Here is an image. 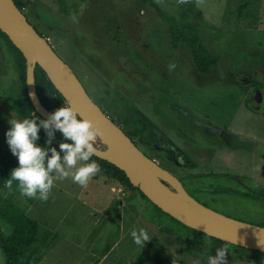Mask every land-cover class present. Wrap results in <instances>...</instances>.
Here are the masks:
<instances>
[{"label": "rangeland", "instance_id": "rangeland-1", "mask_svg": "<svg viewBox=\"0 0 264 264\" xmlns=\"http://www.w3.org/2000/svg\"><path fill=\"white\" fill-rule=\"evenodd\" d=\"M16 1L99 108L125 131L130 128L123 121L134 118L152 126L133 139L149 158L204 206L264 227V200L240 195L245 185L264 187V0H195L205 20L203 41L218 58L208 76L197 72L188 50L171 47L167 26L148 2L66 0L65 15L58 0ZM151 2L167 12L176 4ZM52 19L55 27L43 22ZM23 92L13 54L1 47L0 141L8 121L24 117L15 109ZM96 145L104 148L99 139ZM227 148L235 150L228 154ZM5 196L39 225L22 264H137L142 255L169 264H207L216 254L212 242L166 216L156 225L145 200L103 171L83 186L71 176L54 180L48 199L29 206L24 196ZM140 228L151 237L142 248L131 237ZM0 230L11 232L1 219ZM255 257L263 261L226 251V264H264L262 255Z\"/></svg>", "mask_w": 264, "mask_h": 264}, {"label": "water", "instance_id": "water-1", "mask_svg": "<svg viewBox=\"0 0 264 264\" xmlns=\"http://www.w3.org/2000/svg\"><path fill=\"white\" fill-rule=\"evenodd\" d=\"M0 32L21 53L26 63L25 85L36 114L47 118L52 112L40 101L35 87L38 66L66 105L89 119L102 135L94 157L124 172L153 205L185 227L237 247L264 253V227L245 223L216 212L193 198L181 181L145 155L91 99L70 66L28 22L13 0H0Z\"/></svg>", "mask_w": 264, "mask_h": 264}, {"label": "trees", "instance_id": "trees-1", "mask_svg": "<svg viewBox=\"0 0 264 264\" xmlns=\"http://www.w3.org/2000/svg\"><path fill=\"white\" fill-rule=\"evenodd\" d=\"M16 6L22 11V5L13 0ZM80 3H85L86 0H78ZM148 2L150 7L157 14L159 19L167 26L169 32L170 45L174 50L179 48H184L189 51L191 60L199 74L202 76H208L212 69L217 65L218 58L211 53L203 41L202 25L205 22L203 13L197 7L195 0H176L174 11L167 12L164 11L158 4L151 2L150 0H142V3ZM59 9L65 15L68 14V6L66 0H58ZM73 9L77 11V5H73ZM242 8L239 9V12ZM44 24L55 27L57 22L52 19L51 22L44 21ZM8 47L15 59L17 66V71L19 73L20 81L23 86V94L19 96L20 99L16 100V111L24 115V117L32 118V114H36L29 102L26 94L25 85V70L26 63L21 55V53L12 45L7 36L0 32V48ZM35 87L36 93L41 101V103L51 112H53L58 107L65 105V102L61 95L55 91L49 80L47 79L45 73L36 66L35 68ZM134 124L131 128L138 133H145L148 130V126L144 120L140 118L132 119ZM127 122V120H124ZM39 140L38 143L42 147H46L47 135L46 131L41 128L39 130ZM55 139L53 140L52 147H56L59 151V142L63 139L62 133L56 131L54 133ZM50 155V153H49ZM91 159L96 160L100 165L101 171L109 176L114 177L118 182L128 189H133L136 191L146 202L147 208L150 209L152 217V222L156 225H160L159 219L161 216H166L175 222L180 227L184 228L186 231L199 235L206 240L212 242L215 247L226 249L227 252L232 251L237 258L246 259L250 262L260 263L263 260H257L255 255H262L257 251L248 250L245 248L237 247L228 243L221 242L219 240L210 238L202 233L196 232L192 229L185 227L173 218L169 217L153 205L147 198L137 189L131 186L124 172L117 169L112 164L100 160L96 157ZM17 159L12 155L10 149L6 143L5 135L0 141V219L4 221L10 228V234H6L0 230V251L3 252L5 257V264H22V259L26 251L33 245L37 240L38 236V223L36 220L29 217L21 208H19L10 196H5V193L17 194L24 196L20 193L16 182L13 183L11 189L5 187L6 179L9 176L10 170L17 166ZM214 175V174H212ZM227 178H231L230 175H224ZM240 195L253 198L259 201L264 200V187H243ZM37 198H29L24 196V202L26 206L32 205ZM180 238V236H178ZM169 261L160 260L156 262V259L142 255L137 258V264H169Z\"/></svg>", "mask_w": 264, "mask_h": 264}, {"label": "clouds", "instance_id": "clouds-1", "mask_svg": "<svg viewBox=\"0 0 264 264\" xmlns=\"http://www.w3.org/2000/svg\"><path fill=\"white\" fill-rule=\"evenodd\" d=\"M8 123L6 143L18 163L10 170L5 187L11 189L16 182L22 195L43 201L48 199L54 180L71 176L83 186L101 171L100 165L91 158L97 153L96 142L102 133L91 120L80 117L70 104L58 107L47 118L33 113L32 118H11ZM41 128L46 131V147L38 143ZM56 131L63 138L59 151L51 146ZM131 237L140 248L151 240L145 228L133 230ZM258 243L264 244L261 239ZM193 264L201 262L195 259ZM207 264H226V249H216L214 256H208Z\"/></svg>", "mask_w": 264, "mask_h": 264}, {"label": "flooded vegetation", "instance_id": "flooded-vegetation-1", "mask_svg": "<svg viewBox=\"0 0 264 264\" xmlns=\"http://www.w3.org/2000/svg\"><path fill=\"white\" fill-rule=\"evenodd\" d=\"M103 107V106H102ZM100 109H101V107H100ZM104 109V108H103ZM103 109H101L102 111H104V113L106 114V112H105V110H103ZM107 115V114H106ZM108 116V115H107ZM112 121H114L117 125H118V123L114 120V119H112L110 116H108ZM141 119V118H140ZM141 120H143V119H141ZM124 123H125V125L127 126V127H129L130 128V130L129 131H125L120 125H118L123 131H124V133L131 139V141L138 147V145L135 143V141L133 140V139H138L139 137H142V136H144V134H149V132L150 131H152V126L149 124V123H147L146 122V124H147V126H148V130L145 132V133H138V134H136L135 133V131L131 128V126L134 124V121L133 120H130V121H127V122H125V121H123ZM139 148V147H138ZM169 149V152L173 155V156H175L176 155V153H175V150L173 149V148H171V147H168ZM140 149V148H139ZM141 150V149H140ZM142 151V150H141ZM143 152V151H142ZM144 153V152H143ZM145 154V153H144ZM146 155V154H145ZM186 162V164L187 165H190V162L187 160V161H185ZM214 175H216V174H218V173H213ZM174 175V174H173ZM201 175H212V174H201ZM234 178V177H233ZM180 180V179H179ZM243 187H245V188H247L248 186H243Z\"/></svg>", "mask_w": 264, "mask_h": 264}, {"label": "crops", "instance_id": "crops-1", "mask_svg": "<svg viewBox=\"0 0 264 264\" xmlns=\"http://www.w3.org/2000/svg\"><path fill=\"white\" fill-rule=\"evenodd\" d=\"M228 149H229V148H227V152H228V154H229V153H232V152L235 150V149H229V150H228ZM223 150H224V149H221V150L219 149V150H218V148H217V151H219V153H222ZM227 152H225V153H227ZM225 153H224V154H225Z\"/></svg>", "mask_w": 264, "mask_h": 264}]
</instances>
